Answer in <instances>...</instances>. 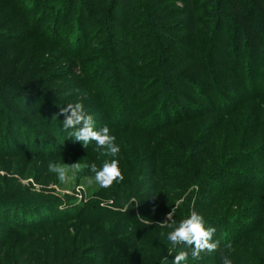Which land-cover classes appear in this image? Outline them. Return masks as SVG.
I'll return each instance as SVG.
<instances>
[{
	"label": "trees",
	"instance_id": "trees-1",
	"mask_svg": "<svg viewBox=\"0 0 264 264\" xmlns=\"http://www.w3.org/2000/svg\"><path fill=\"white\" fill-rule=\"evenodd\" d=\"M44 1L0 0V46H9L8 57L0 60V172L4 173L0 176V227H7L0 233V264L9 263L8 250L13 251V257L19 253L16 264H22L30 253L47 262L48 251L38 249L44 241H49L52 254L58 247L66 252L65 264L85 263L84 253L95 249L106 256L90 255L89 264L98 259L102 264H170L165 256L171 260L180 250L191 253L190 248L178 245L169 254L161 235L168 231L165 215L174 207L169 197H180L181 187L190 193L184 207L173 214L175 225L197 211L216 229L213 240L227 236L228 243H221L226 249L235 248L245 233L264 227V212H260L264 206V110L241 111L244 103H251L252 108L264 99V0H53L55 24L42 33L39 24L43 17L38 14L35 20L33 16ZM135 6L138 15L147 19V36L174 31L178 24L194 36L187 43L190 58L185 66L166 58L158 44L148 47V53L156 56L140 63L129 55L128 66L116 65L120 59L114 55L121 49L111 34L114 28L120 31L116 22L130 21L129 12ZM75 8L78 12L73 19ZM88 17L95 22L108 21L104 31L113 36L108 40L114 43L109 54L97 51L84 71L93 85L106 79L100 80V95L94 93L93 107L85 108L98 126L109 127L120 146L115 158L120 161L124 180L101 190L104 199L111 201L106 208L97 201L81 207L66 205L18 179L42 183L51 177L50 162L93 158L101 165L102 159L113 158H101L91 144L85 148L82 142L67 138L62 108L70 100L67 104L45 98L41 102L42 95L29 86L33 69L19 73L9 68L10 58L16 55L14 45L25 43L27 36L47 42L54 39L64 56L85 59L81 43ZM170 17L179 21L167 24ZM201 17L215 21L213 31L209 22L210 38L207 29L200 30ZM66 21L76 29L78 43L64 49L59 41ZM231 25L239 36L231 40L234 55L230 61L218 57L217 49L222 29ZM197 35L202 37L197 39ZM150 47H154L152 52ZM130 137L150 140L148 145L141 144L143 152H156L154 165L159 176H154L153 189L141 190V183L149 184L144 178L133 187L126 181L137 161L124 151ZM136 147L130 153L136 154ZM258 164L261 169L254 168ZM147 168L138 170L139 177ZM147 196L151 198L142 200ZM126 197L135 199L131 207L125 208ZM245 211L260 212L263 221L258 227H253L251 220L245 222ZM131 231L134 234H129ZM140 237L141 244H149L153 250H139ZM200 263L201 259L192 260L189 255V264Z\"/></svg>",
	"mask_w": 264,
	"mask_h": 264
},
{
	"label": "rangeland",
	"instance_id": "rangeland-1",
	"mask_svg": "<svg viewBox=\"0 0 264 264\" xmlns=\"http://www.w3.org/2000/svg\"><path fill=\"white\" fill-rule=\"evenodd\" d=\"M52 3L53 0H46L44 2H41L39 6L40 10H38V13H34L33 18L35 20L38 18V14L40 17H43L42 22L39 24L41 26L39 31H41L42 33L46 32L48 29L50 30L51 27L55 24L53 16L56 14V10L53 9ZM166 6H174L177 8L183 7L180 3H166ZM136 7L137 6H135V8ZM135 8H133V10L129 12V15H132L130 17L131 19L129 22L119 21L116 22L114 25L119 26L120 28L119 33L118 30L114 28L111 34L117 37V42L115 43V46H118L121 49V51L114 55L115 57L117 56L120 59L119 62L117 61L116 65L121 64L122 67L128 66V62L130 59L129 55H131V57H134V59H137L140 63L144 62L147 59L157 55L153 53H148V47L152 44H158V47L162 48V52H166V58L169 57L171 59H177V63L180 66H185L187 64L188 58H190L187 43L189 42L190 38H194V36L191 33L187 34L184 31L186 29L183 28L181 24H178L176 27H174V29H172L174 31H162L159 33H155L154 35L147 36V33L150 32L147 27V19L138 15L139 11H137V8L135 10ZM46 11L49 14L50 11H52L51 15L44 14ZM77 12L78 10L77 8H75L72 16L73 19L76 17ZM36 15L37 17H35ZM206 18L207 17H201L200 30L201 32H204V30L207 29V32H205V34L208 38H210L208 28L211 19ZM86 21L87 24H83L85 28V41L84 43H81V48L83 51V55L87 59L85 58L80 60H72V58H68L66 55L64 56L63 49L58 48L53 43L55 42L54 39H51L53 42H47L43 39H38L36 37L33 39H29V37L27 36L29 40L27 39L25 43L14 45L16 55L10 58L9 68L11 70H17L19 73L25 72L26 70L30 69L28 67H31L35 71L34 72L33 70H31L30 78L32 79L29 83V86L36 92H39L40 95H42L41 102H43L45 99H48L55 103L67 104V101L70 100L69 103H75L79 101L82 102L84 106L88 105L93 107V98L97 95H100V93H98L101 90L100 86H102L100 82H106V79H99L96 85H93V83L88 81V78L85 76L86 73L84 71L88 70V65L91 66V64L93 63V55H95L97 51H105L108 54L110 53L109 46H112L114 43L109 41L108 38L112 39L113 36H110L108 32L106 33V31H104L106 27L105 23H107L108 21L95 22L93 21V19H91V17H88ZM178 21L176 17H170V19L166 22L167 24H169ZM66 24V29H64L65 33L62 34V37H60L61 39L59 41L64 49L70 47L71 43L73 42L78 43V37L74 35L76 29L72 26L70 27V23H67V21ZM214 26L215 21H212V31ZM222 31L223 32L219 37L220 41L218 42L217 54L218 57L220 55L221 58H223L224 60H230V58L234 55V53L230 52L231 40L234 36H239V32L237 31V29H235L234 25L226 26L224 29H222ZM201 37V35L196 36L197 39ZM204 39L206 41L204 42L205 47H207L208 40L206 37H204ZM128 45L131 46V54H129L127 50ZM0 49V60L5 61V58L8 57L9 46H0ZM150 49L152 52V50H154V47H150ZM237 52L238 51H236L235 53ZM242 62V66H244V63L246 61L243 60ZM263 79L264 75H262L261 81H263ZM94 93L98 94L96 95ZM256 103L257 104L252 108L249 106V104L251 103H244L243 107L241 108L243 114L247 113L248 111H250V113H255L264 110V99L257 101ZM88 108L89 110L91 109L90 107ZM128 140L129 141L125 143L124 151L127 153V155L136 156L137 161L135 166L136 169L133 168V171L131 170L130 173L126 174V181L133 187L134 183L139 182L141 180L144 181L145 179L144 182L149 181V184L144 185L141 183V190H144L145 188L153 189V182L156 181V178L154 176H159L158 167L154 165V161L156 159V152L154 150H150L149 152L148 150H146L143 152V148L141 145H148L150 140H148V143L147 140L142 137L140 138V141H137L136 137H130ZM134 144H137V147ZM134 147H136V152H134L136 154L130 153V150ZM100 156L101 158H105V156L101 154ZM102 160L101 162H103ZM92 162L93 158H91L89 161L87 159H67L65 161L62 160V162H57L56 164L65 167L68 171V175L70 178L66 182H61L58 179V176L52 172H50L51 177H49L48 179H44L42 183L38 184L33 179L28 178L24 180L18 177L17 178L19 179V182L22 185L28 186L30 189L36 192H45L47 195L60 199L66 205L73 204V206L81 207L87 202L97 201V203H100L101 207L106 208L108 207V205L111 204V201H107L104 199V192L101 191L103 188L95 182L94 174L91 172L89 173V168L85 166ZM96 164L99 168L100 164ZM143 167L149 168L145 169L146 173L144 175H140L141 177H139L138 170L140 172V170H142L141 168ZM254 168L261 169V165H255ZM40 173L41 171L39 170L37 174ZM2 175H4V173L0 172V176ZM226 185L227 184H225V187L228 188ZM189 193L190 191L186 190L185 187H181V192L179 193L180 197H169L171 203L174 204V207H172L171 211L169 212H173L171 219H169V213L165 215L164 228H166V230L170 231L172 226L175 225L173 214L179 211L177 210L178 208L184 207ZM126 198L127 202L125 204V208L131 207V204L135 202V199L128 197ZM148 198L150 199L151 196L142 198V200H148ZM224 203L225 201L222 204L224 205ZM249 205H246L245 207H249ZM260 212H264V206L263 210ZM259 213L258 211H245L242 216L244 220H246L245 222H249V220H251L250 222H252V226L255 224V226L253 227H258V225L263 221V218L261 219V216H258ZM244 224L246 225V223ZM247 227H250V225H247ZM243 228L245 227L243 226ZM6 231L7 227H0V233H4ZM127 234L128 233H125V236ZM129 234H134V232ZM225 237L227 238V236ZM225 237H223V239L216 238V241H218V246L215 251L211 253L207 251L201 253V256L199 258L201 259L200 264H223V258L225 256H228L231 259L232 264H264V227H262L261 229H257L253 233H245V235L242 236L243 238L238 240L237 246L233 249H226L224 245H221L222 242L228 243ZM139 240L140 242L137 246L139 250H153V247L151 245L141 244V237L139 238ZM42 244L43 245H40L38 249H40L42 253L44 250L48 251V253L50 254L49 260L47 262H44L43 256L41 257L35 253H30L29 258L25 257L22 264H65L63 263V260L65 259L66 252H64L61 247L54 249L55 253L52 254L51 250H49L48 247L49 241H44ZM8 252L9 250L7 251L9 258L8 264H16L14 261L20 258L19 253H17V255L13 257V251L11 250L9 253ZM7 254L5 256H7ZM90 255L93 256V258L94 256H99L100 258H105L106 256L103 251H98L97 249H95L93 252L86 251L84 253V256L86 257L87 261L82 264H89V262H91L88 258V256ZM189 255H191V253ZM102 261V259L93 260L92 264H102Z\"/></svg>",
	"mask_w": 264,
	"mask_h": 264
},
{
	"label": "clouds",
	"instance_id": "clouds-1",
	"mask_svg": "<svg viewBox=\"0 0 264 264\" xmlns=\"http://www.w3.org/2000/svg\"><path fill=\"white\" fill-rule=\"evenodd\" d=\"M62 112L65 114L62 127L67 133V138H71L73 142H82L85 148L91 144L94 150L103 156L113 157L103 160L99 168L95 162L85 165L94 174L95 182L102 188H110L113 183L123 181L124 175L120 168V161L115 158L120 152V146L115 142L116 137L109 127L98 126L94 115L79 101L68 103L62 108ZM48 169L55 173L61 182H66L70 178L67 169L61 165L50 162ZM172 213H169V219ZM215 231L216 229L201 213L192 211L187 217L181 219L178 225H173L170 231L161 235L166 242L169 254H172L173 249L178 245H182L184 248L191 249L192 260H198L202 252L211 253L217 249L218 241L213 240ZM165 259L170 261V264H189V252L180 250L176 252L173 259L169 260L166 256ZM223 264H232V261L225 256Z\"/></svg>",
	"mask_w": 264,
	"mask_h": 264
}]
</instances>
